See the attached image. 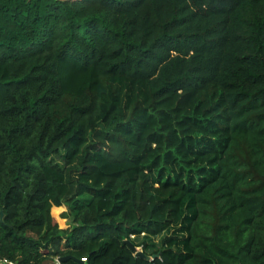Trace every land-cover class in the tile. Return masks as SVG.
Masks as SVG:
<instances>
[{"label":"trees","instance_id":"1","mask_svg":"<svg viewBox=\"0 0 264 264\" xmlns=\"http://www.w3.org/2000/svg\"><path fill=\"white\" fill-rule=\"evenodd\" d=\"M0 213L13 264H264V0H0Z\"/></svg>","mask_w":264,"mask_h":264},{"label":"rangeland","instance_id":"2","mask_svg":"<svg viewBox=\"0 0 264 264\" xmlns=\"http://www.w3.org/2000/svg\"><path fill=\"white\" fill-rule=\"evenodd\" d=\"M52 162L60 167L64 166V152H60L58 155L52 157ZM163 167H165L163 165ZM167 172L168 169L165 168ZM59 212V211H58ZM194 210L192 207L191 199L188 198L183 202L181 212L176 224L169 227L167 230L157 236L138 235L127 239L134 248V254L141 252L148 257L157 255L161 250L170 248L173 250L186 251L185 240L187 236V228L193 215ZM61 227L64 225V221H59ZM66 225H71V220H68ZM38 264H60L56 260H40Z\"/></svg>","mask_w":264,"mask_h":264},{"label":"water","instance_id":"3","mask_svg":"<svg viewBox=\"0 0 264 264\" xmlns=\"http://www.w3.org/2000/svg\"><path fill=\"white\" fill-rule=\"evenodd\" d=\"M0 214H1V213H0ZM126 243H127V245L130 247V249L133 251L134 248H133V246L131 245V243H129L128 241H127ZM133 252H134V251H133ZM135 256H136V257L143 258V259H147V260H153V259L155 258V256H153V257H148L147 255H145V254H143V253H141V252L135 253ZM68 261H73V262H75V263H77V264H81V263H82L81 261H78V260L72 258L71 256H66V257H63V258H61V259L58 260V262H59L60 264L65 263V262H68Z\"/></svg>","mask_w":264,"mask_h":264},{"label":"built area","instance_id":"4","mask_svg":"<svg viewBox=\"0 0 264 264\" xmlns=\"http://www.w3.org/2000/svg\"><path fill=\"white\" fill-rule=\"evenodd\" d=\"M56 261L58 262L57 259H56ZM81 262L84 263L85 259H82ZM0 264H13V263H11L10 261H7V260L0 259Z\"/></svg>","mask_w":264,"mask_h":264}]
</instances>
